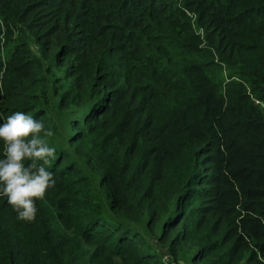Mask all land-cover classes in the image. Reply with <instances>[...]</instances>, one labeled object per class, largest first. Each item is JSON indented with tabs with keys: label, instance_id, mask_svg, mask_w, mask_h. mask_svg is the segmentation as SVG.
Returning a JSON list of instances; mask_svg holds the SVG:
<instances>
[{
	"label": "trees",
	"instance_id": "obj_1",
	"mask_svg": "<svg viewBox=\"0 0 264 264\" xmlns=\"http://www.w3.org/2000/svg\"><path fill=\"white\" fill-rule=\"evenodd\" d=\"M17 111L56 183L0 264H264V0H0Z\"/></svg>",
	"mask_w": 264,
	"mask_h": 264
},
{
	"label": "clouds",
	"instance_id": "obj_2",
	"mask_svg": "<svg viewBox=\"0 0 264 264\" xmlns=\"http://www.w3.org/2000/svg\"><path fill=\"white\" fill-rule=\"evenodd\" d=\"M0 124V197L17 213V220L32 222L38 209L36 200H43L55 186L54 174L45 165L55 159L56 150L43 136L51 137L42 120L17 111ZM43 133V136H41Z\"/></svg>",
	"mask_w": 264,
	"mask_h": 264
},
{
	"label": "rangeland",
	"instance_id": "obj_3",
	"mask_svg": "<svg viewBox=\"0 0 264 264\" xmlns=\"http://www.w3.org/2000/svg\"><path fill=\"white\" fill-rule=\"evenodd\" d=\"M32 46L34 47V45H32ZM164 261H167V262H165L166 264H173V263L169 262L167 259H164ZM179 264H186V263L181 262Z\"/></svg>",
	"mask_w": 264,
	"mask_h": 264
},
{
	"label": "built area",
	"instance_id": "obj_4",
	"mask_svg": "<svg viewBox=\"0 0 264 264\" xmlns=\"http://www.w3.org/2000/svg\"><path fill=\"white\" fill-rule=\"evenodd\" d=\"M164 259H167V256L166 255H164Z\"/></svg>",
	"mask_w": 264,
	"mask_h": 264
}]
</instances>
